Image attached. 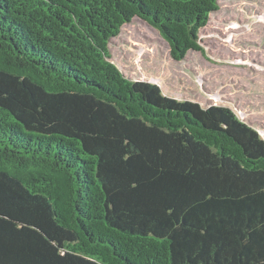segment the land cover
<instances>
[{
  "label": "trees",
  "instance_id": "1",
  "mask_svg": "<svg viewBox=\"0 0 264 264\" xmlns=\"http://www.w3.org/2000/svg\"><path fill=\"white\" fill-rule=\"evenodd\" d=\"M219 1L0 0V264H264V140L110 61L135 18L202 52Z\"/></svg>",
  "mask_w": 264,
  "mask_h": 264
},
{
  "label": "rangeland",
  "instance_id": "2",
  "mask_svg": "<svg viewBox=\"0 0 264 264\" xmlns=\"http://www.w3.org/2000/svg\"><path fill=\"white\" fill-rule=\"evenodd\" d=\"M198 39L202 52L175 59L160 33L135 18L109 43L110 61L167 97L231 110L264 140V1L220 0Z\"/></svg>",
  "mask_w": 264,
  "mask_h": 264
}]
</instances>
